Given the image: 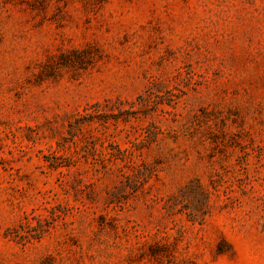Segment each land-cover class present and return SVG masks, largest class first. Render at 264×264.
Returning a JSON list of instances; mask_svg holds the SVG:
<instances>
[{"label": "rangeland", "instance_id": "374dc122", "mask_svg": "<svg viewBox=\"0 0 264 264\" xmlns=\"http://www.w3.org/2000/svg\"><path fill=\"white\" fill-rule=\"evenodd\" d=\"M0 264H264V0H0Z\"/></svg>", "mask_w": 264, "mask_h": 264}]
</instances>
